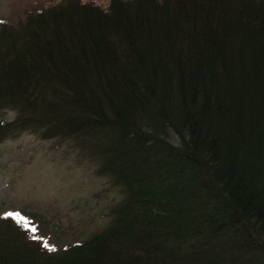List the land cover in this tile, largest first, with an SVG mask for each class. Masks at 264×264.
<instances>
[{
    "label": "trees",
    "instance_id": "16d2710c",
    "mask_svg": "<svg viewBox=\"0 0 264 264\" xmlns=\"http://www.w3.org/2000/svg\"><path fill=\"white\" fill-rule=\"evenodd\" d=\"M26 16L0 21V111L18 108L0 142L79 140L126 196L113 227L68 246L1 216L0 264H121L123 245L141 264H264V0Z\"/></svg>",
    "mask_w": 264,
    "mask_h": 264
},
{
    "label": "rangeland",
    "instance_id": "374dc122",
    "mask_svg": "<svg viewBox=\"0 0 264 264\" xmlns=\"http://www.w3.org/2000/svg\"><path fill=\"white\" fill-rule=\"evenodd\" d=\"M66 1L0 0V20L14 22L20 29L28 9L46 10ZM110 1L79 0V4L106 11ZM17 109L1 110L0 119L14 121ZM17 133L0 142V216L7 211L21 217L32 215L52 247L88 241L113 227L111 210L125 199L126 192L112 178L98 173L101 157L87 156L79 140L43 138L41 132L30 130ZM123 237L128 243L129 235L123 233ZM113 250L121 264H140L125 245Z\"/></svg>",
    "mask_w": 264,
    "mask_h": 264
},
{
    "label": "bare ground",
    "instance_id": "6f19581e",
    "mask_svg": "<svg viewBox=\"0 0 264 264\" xmlns=\"http://www.w3.org/2000/svg\"><path fill=\"white\" fill-rule=\"evenodd\" d=\"M58 128H59V126H58ZM58 130V129H57ZM59 131V130H58ZM70 139H73V138H70ZM73 141H74V139H73ZM124 238V237H123ZM140 264H141V261H140Z\"/></svg>",
    "mask_w": 264,
    "mask_h": 264
},
{
    "label": "snow or ice",
    "instance_id": "6c2138e0",
    "mask_svg": "<svg viewBox=\"0 0 264 264\" xmlns=\"http://www.w3.org/2000/svg\"><path fill=\"white\" fill-rule=\"evenodd\" d=\"M45 247H47V245L45 244ZM50 250H52V249H50Z\"/></svg>",
    "mask_w": 264,
    "mask_h": 264
}]
</instances>
